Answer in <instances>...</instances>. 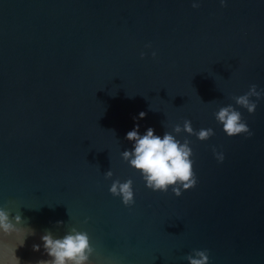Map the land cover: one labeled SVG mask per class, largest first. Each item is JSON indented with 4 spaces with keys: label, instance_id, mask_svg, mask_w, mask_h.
Instances as JSON below:
<instances>
[{
    "label": "water",
    "instance_id": "95a60500",
    "mask_svg": "<svg viewBox=\"0 0 264 264\" xmlns=\"http://www.w3.org/2000/svg\"><path fill=\"white\" fill-rule=\"evenodd\" d=\"M193 2L0 0V209L13 225L0 244L20 264L72 229L88 233V264H189L205 249L209 264H264V0ZM251 85L249 114L236 97ZM227 105L250 136L223 133ZM134 124L187 141L196 184L147 189L121 156ZM201 128L214 134L200 141ZM116 179L132 180V206L109 193Z\"/></svg>",
    "mask_w": 264,
    "mask_h": 264
},
{
    "label": "clouds",
    "instance_id": "9594fccd",
    "mask_svg": "<svg viewBox=\"0 0 264 264\" xmlns=\"http://www.w3.org/2000/svg\"><path fill=\"white\" fill-rule=\"evenodd\" d=\"M220 5H225V0H219ZM199 4L194 0L192 7L196 8ZM156 53L153 51L152 56ZM143 58L144 53L140 54ZM250 95L260 96L256 91V86L251 85L249 92L236 97V104L246 109L252 114L256 108V103L249 100ZM145 112L138 113V118H143ZM215 120L221 126V130L227 137L239 134L251 135L247 123L242 119L241 112L232 105L221 107L215 113ZM139 125L134 124L131 130L125 133V139L132 145L131 149H125L121 156L128 162V165L137 172L144 180V186L152 192H167L179 197L184 190L194 186L197 178L193 171L192 148L187 141L181 142L172 133L165 131L163 135L155 134L152 127H147L143 134L139 132ZM181 129L177 125L174 131ZM183 130L192 133L191 122L184 121ZM213 129L201 128L195 133L200 141L207 140L212 136ZM213 154L217 162L224 159L223 152L213 149ZM112 176L109 171L105 174L106 178ZM108 191L113 196L120 198L121 204L130 207L134 204V192L132 180L123 181L116 179L110 184ZM15 220L19 222L20 217ZM13 230V225L9 222L8 213L0 209V232L8 234ZM17 234L21 236L20 243H23V231L17 229ZM43 247L49 259L38 260L36 264H88L91 246L87 232L72 229L62 237L54 238L50 233L41 237ZM40 245H33V250H39ZM189 264H209L207 250H197L194 256L187 258ZM0 264H20L19 258L15 255V248L6 244H0Z\"/></svg>",
    "mask_w": 264,
    "mask_h": 264
}]
</instances>
